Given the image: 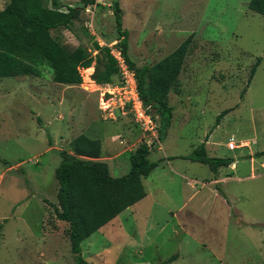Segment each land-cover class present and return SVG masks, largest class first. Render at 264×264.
Returning a JSON list of instances; mask_svg holds the SVG:
<instances>
[{
    "label": "rangeland",
    "instance_id": "rangeland-1",
    "mask_svg": "<svg viewBox=\"0 0 264 264\" xmlns=\"http://www.w3.org/2000/svg\"><path fill=\"white\" fill-rule=\"evenodd\" d=\"M103 1L109 6L113 2ZM117 1L128 32V55L137 67L155 64L192 38L178 93L168 96L170 127L160 147L147 156L150 162H160L145 182L149 197L137 213L134 208L133 215L117 217L123 238L107 229L92 236L93 251L113 244L106 264H161L176 254L179 259L170 264H262L264 17L248 10L250 0ZM7 2L0 0V9ZM62 4L78 7L79 1ZM103 7L94 12L92 30L85 26L90 19L85 14L74 21L70 32L78 40L66 29L52 35L66 47L83 46L94 56L97 39L100 47L114 42L112 11ZM92 69H80L82 83L73 88L53 83L46 66L40 77L0 80V159L7 163L0 161V264H74L68 226L56 220L53 211L58 207V153L69 151V140L80 133L103 139L100 154L106 158L122 149L118 159H100L114 178L128 173L129 155L144 143L130 116L115 108L109 119L100 111L102 90L87 77ZM119 78L113 77L111 84H118ZM150 113L158 123L155 111ZM67 125L74 133H62ZM206 139L212 145L209 157L238 163L235 171L221 169V178L230 179L217 187L201 185L214 177L206 165L182 158ZM241 141L248 146L227 150V143ZM91 239L81 243L84 260Z\"/></svg>",
    "mask_w": 264,
    "mask_h": 264
},
{
    "label": "trees",
    "instance_id": "trees-1",
    "mask_svg": "<svg viewBox=\"0 0 264 264\" xmlns=\"http://www.w3.org/2000/svg\"><path fill=\"white\" fill-rule=\"evenodd\" d=\"M95 2L79 0L78 7H71L58 0H9L0 10V80L40 77L41 68L46 66L52 71L53 83L77 86L82 83L79 70L93 67L91 79L96 85L112 83L113 77L118 75V69L107 47L93 43L92 51L96 54L92 56L83 46L70 49L58 35H52L53 31L60 29L70 30L83 10L95 5ZM247 6L249 11L264 17V0H250ZM110 8L115 24L113 34L116 49L134 72L143 104L153 109L158 116L157 142L160 144L172 119L173 109L168 96L170 92L178 93L179 76L192 37H188L176 50L155 64L137 67L128 55V32L123 29V12L118 1L113 0ZM259 64L260 60L252 67L248 84ZM243 94L244 91L240 98ZM230 110L223 111L217 121ZM205 142L182 158L206 165L216 176L220 168L230 166L233 161L209 157ZM156 145L155 142L151 146L140 144L129 155L128 173L119 178L112 177L107 163L99 160L102 151L99 139L81 134L70 142L69 151L58 153L60 164L55 170L58 207H53V211L56 220L68 226L66 237L74 264H90L81 257V243L146 197L142 181L160 163L150 162L147 157ZM260 154H264V151ZM176 258L174 255L162 261V264H170Z\"/></svg>",
    "mask_w": 264,
    "mask_h": 264
},
{
    "label": "built area",
    "instance_id": "built-area-1",
    "mask_svg": "<svg viewBox=\"0 0 264 264\" xmlns=\"http://www.w3.org/2000/svg\"><path fill=\"white\" fill-rule=\"evenodd\" d=\"M95 7L96 2L95 5L86 7L82 12L86 17L90 18L88 22H85V26L88 30H92L93 27L92 23ZM96 42L98 44L101 43L98 39ZM107 49H109L110 56H112L116 62L118 76L120 78L118 84L116 85H112L110 83L99 87L100 90H102L99 95L100 111L105 115V117L112 119L114 116L113 110L115 108L120 110L123 116H130L139 129L143 132L142 136L144 138V144L148 146H151L154 142L158 144V123L155 117L151 115L150 107H146L139 97L134 72L128 68L120 51L116 49V41L108 45ZM84 71H86V69H83L82 72ZM91 75L92 73H90L87 77L90 79ZM80 76L83 78L82 73H80ZM244 146L245 145L243 144L240 145V147ZM158 147H160L159 144ZM240 147H238V145L234 144L233 142L227 144V148L230 151Z\"/></svg>",
    "mask_w": 264,
    "mask_h": 264
},
{
    "label": "crops",
    "instance_id": "crops-1",
    "mask_svg": "<svg viewBox=\"0 0 264 264\" xmlns=\"http://www.w3.org/2000/svg\"><path fill=\"white\" fill-rule=\"evenodd\" d=\"M9 1V0H8ZM58 1H64V0H58ZM79 1V0H78ZM96 1V7H95V10H94V12H97V11H100L101 9L102 10H104V7L103 6H108V8H110V6H109V4L108 5H106L105 3H103L104 1L103 0H95ZM61 2V3H62ZM8 3V2H7ZM6 5H4V7H5ZM4 7L2 8V9H4ZM2 9H0V10H2ZM66 31L68 32V33H70L74 38H75V40L77 39L75 36H74V34L72 33V32H70V30H67L66 29ZM78 40V39H77ZM115 42V41H114ZM141 67V66H140ZM90 69H92V68H90ZM93 70V69H92ZM59 85H61V84H59ZM94 85L96 86V87H100V86H98V85H96L95 83H94ZM62 86H65V87H67V88H73V87H76V86H67V85H62ZM61 131H62V133L64 134H69V132L72 134V133H74V130L73 129H71L70 128V126L69 125H67L66 127H64L63 128V130L61 129ZM62 134V135H63ZM81 134H84V135H86V136H88V137H90L89 135L90 134H88V133H80V134H77L76 135V137L77 136H79V135H81ZM97 136V135H96ZM99 136V135H98ZM75 138V137H74ZM73 138V139H74ZM90 138H92V137H90ZM72 139V140H73ZM93 139H98V138H93ZM99 140H101V139H99ZM103 140V139H102ZM101 140V141H102ZM206 142H205V150H206V153H207V149H208V147L209 146H212V145H210L209 144V141H208V139H206L205 140ZM69 142H71V140H69ZM102 143H103V141H102ZM230 143V142H229ZM228 144V143H227ZM245 145L244 147H246V146H248V143H245L244 141H241L239 144H238V147H240V145ZM160 145V144H159ZM103 146V145H102ZM227 148V147H226ZM241 148H243V147H241ZM237 149H239V148H237ZM120 150H122V149H120ZM120 150H118L119 151V153L118 154H116L115 156H113V157H109V158H106V157H102L101 156V160H104V161H109V160H115V159H118L119 157H122L123 156V152H121ZM227 150H228V148H227ZM236 150V149H235ZM230 151V150H229ZM234 151V150H233ZM249 157V163H252V161H253V159L251 158V156H248ZM171 158H173V159H176L175 157H171ZM99 159V160H100ZM129 159V158H128ZM108 166V165H107ZM251 166V168H252V165H250ZM237 167H238V163L237 162H233L230 166H228L227 167V169H229L230 171H235L236 169H237ZM222 168H220L219 170H218V173H217V175L216 176H214L212 179H204L203 180V182H202V184L201 185H206V186H214V187H216L217 185L219 186L220 184H223V182H225V181H227L228 179H230V177H226V178H221V173H222V170H221ZM146 180H147V178L146 179H143V181H142V183H143V186H144V188H145V191H146V197L144 198V199H142L141 201H139L138 203H136V204H134L133 206H131V207H129L128 209H126L125 211H123L121 214H119L118 216H122V214H124L125 212H131L130 210H132V209H134L135 208V211L133 212V213H137V211H138V208H139V206H140V204H141V202H144L145 200H147L148 199V197H149V193H148V191L146 190V186H145V182H146ZM227 204H229V202L227 201ZM133 213L131 212V214L133 215ZM117 216V217H118ZM114 218L112 221H110L108 224H106L104 227H102L98 232H96L95 234H93V235H91L89 238H87V239H91L92 238V236H94V235H96V234H99V232H102V231H104L105 229H107V230H109L110 231V234L111 235H114L115 237H120V238H123V236H124V234H123V232L121 231V227H122V223L119 221V219L118 218ZM121 235V236H120ZM94 239H91V241H90V243L87 245L88 247V249L86 250V254H87V256L85 257L86 258V260L90 263V264H94V262H98L99 264H106V263H104L105 261H109V258L108 257H110V255H111V250H112V248L114 247L113 246V244H106L105 246H104V248H100V249H98L97 251H93V245L94 244H96V242L95 241H93ZM85 241V240H84ZM121 251V252H120ZM125 251V248L123 247L122 248V250H121V246L119 247V252L120 253H123ZM84 253V252H83ZM139 254L141 253V250L138 252ZM134 254V256L135 257H137L136 255H135V253H133ZM81 255H82V251H81ZM174 256V255H173ZM172 257V256H171ZM176 259H179V255L178 254H176ZM170 258V257H169ZM169 258H167V259H169ZM166 259V260H167ZM140 261V260H139ZM164 261V260H163ZM161 264H162V262H161Z\"/></svg>",
    "mask_w": 264,
    "mask_h": 264
},
{
    "label": "bare ground",
    "instance_id": "bare-ground-1",
    "mask_svg": "<svg viewBox=\"0 0 264 264\" xmlns=\"http://www.w3.org/2000/svg\"><path fill=\"white\" fill-rule=\"evenodd\" d=\"M89 71H91V70H89Z\"/></svg>",
    "mask_w": 264,
    "mask_h": 264
}]
</instances>
